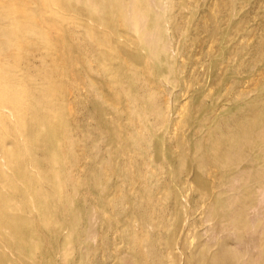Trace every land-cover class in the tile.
<instances>
[{
    "label": "rangeland",
    "instance_id": "374dc122",
    "mask_svg": "<svg viewBox=\"0 0 264 264\" xmlns=\"http://www.w3.org/2000/svg\"><path fill=\"white\" fill-rule=\"evenodd\" d=\"M0 100V264H264V0H0Z\"/></svg>",
    "mask_w": 264,
    "mask_h": 264
},
{
    "label": "bare ground",
    "instance_id": "6f19581e",
    "mask_svg": "<svg viewBox=\"0 0 264 264\" xmlns=\"http://www.w3.org/2000/svg\"><path fill=\"white\" fill-rule=\"evenodd\" d=\"M164 48H166V46H165ZM18 99H19V98H18ZM14 100H15V99H14ZM35 101H36V100H35ZM0 102H1V100H0ZM18 102H20V101H18ZM26 102H27V101H26ZM36 102H37V101H36ZM21 104L23 105V103H21ZM17 107H18V106H17ZM13 108H14V107H13ZM179 108H180V107H179ZM7 109H8V108H7ZM15 109H16V107H15ZM32 109H33V108H32ZM0 110H1V109H0ZM3 111L6 112V109L3 110ZM6 113H7V112H6ZM181 113H182V112H181ZM149 116H150V115H149ZM0 117H1V116H0ZM11 122H12V121H11ZM11 125H13V123H12ZM13 126H14V125H13ZM14 127H17V125L15 124ZM18 127H20V126H18ZM20 136H21V135H20ZM20 136H19V139L22 137V136H21V137H20ZM173 136H174V135H173ZM176 137H177V136H176ZM22 141H23V140H22ZM19 143H20V142H19ZM21 144H22V143H21ZM23 147H24V146H23ZM25 152H26V151H25ZM26 153H27V152H26ZM6 154H7V153H6ZM1 156H2V155H1ZM5 157L7 158V156H5ZM10 157H11V156H10ZM14 158H15V157H14ZM0 161H2V160H0ZM4 161H5V160H3L2 162H4ZM2 162H1V163H2ZM3 166H4V165H3ZM3 168H4V167H3ZM23 169H25V167H24ZM8 171H9V170H8ZM8 171H7V172H8ZM65 175H66V174H65ZM56 176H57V175H56ZM12 178H13V177H12ZM14 178H15V177H14ZM57 178H58V176H57ZM58 180H59V179H58ZM57 182H58V181H57ZM59 182H60V181H59ZM70 185H71V184H70ZM58 186H59V185H58ZM75 191H76V190H75ZM48 200H49V199H48ZM186 201H187V200H186ZM186 201H185V202H186ZM40 203H41V202H40ZM12 204H13V202H12ZM14 204H15V202H14ZM14 204H13V205H14ZM18 205H19V204H18ZM21 205H22V204H21ZM43 206H44V205H43ZM70 206H72V205H70ZM226 209H227V208H226ZM44 211H45V210H44ZM44 211H43V212H44ZM227 211H228V210H227ZM50 212H51V211H50ZM50 212H49V213H50ZM43 215H44V214H43ZM41 216H42V214H41ZM51 216H52V215H51ZM47 217H48V216H47ZM93 217H94V216H93ZM49 218H50V217H49ZM47 219H48V218H47ZM72 219H73V217H72ZM72 219H71V220H72ZM73 220H74V219H73ZM42 221H43V220H42ZM30 222H31V221H30ZM78 222H79V221H78ZM78 224H79V223H78ZM32 226H34V225H32ZM71 227H72V226H71ZM77 228H78V226H77ZM232 228H233V227H232ZM71 230H72V229H71ZM87 231H88V230H87ZM237 231H238V230H237ZM33 234H34V233H33ZM91 235H92V234H91ZM31 237H32V236H31ZM29 238H30V237H29ZM32 240H33V238H32ZM32 240H31V243H32ZM29 241H30V240H29ZM39 249H40V248H39ZM37 250H38V249H37ZM40 250H41V249H40ZM39 252H40V251H39ZM63 254H64V252H63ZM65 256H66V255H65Z\"/></svg>",
    "mask_w": 264,
    "mask_h": 264
}]
</instances>
